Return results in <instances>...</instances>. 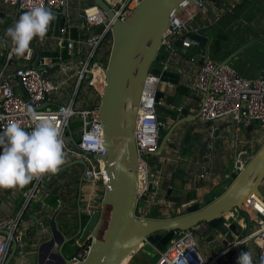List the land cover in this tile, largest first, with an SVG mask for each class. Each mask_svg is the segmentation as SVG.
Segmentation results:
<instances>
[{
	"label": "built area",
	"instance_id": "built-area-1",
	"mask_svg": "<svg viewBox=\"0 0 264 264\" xmlns=\"http://www.w3.org/2000/svg\"><path fill=\"white\" fill-rule=\"evenodd\" d=\"M139 1L118 0L110 3L115 12L114 17L125 21ZM64 3L65 0H0V15L4 13V19L11 20L6 28L0 22V116L5 117L0 120V130L11 122L20 123L30 131L33 122L25 114L29 106L53 119L63 133L65 160L68 162L83 158L85 161L82 192L85 187L91 202V197L99 185L105 186L108 182L103 159L106 154L105 132L99 105L81 107L79 102L83 86L92 87L101 95L103 92L101 89H104L106 85V65L95 60L94 57L107 35L111 34L113 20L109 19L107 12L97 4L84 7L82 29L85 30V34H79L77 38H73L68 35L66 26L59 29L60 33L56 36L57 54L45 53L55 51L46 35L43 41L35 38L31 42L30 53L22 57L17 56L12 52L11 39L5 36L7 29L15 23L22 12L29 10L30 7L42 4L51 9H61ZM207 3V0H192L181 5L163 37L162 53H164L163 48L173 51L176 40L182 39L199 28L189 30L188 22L195 19L201 10L206 9ZM97 27L100 29L96 30ZM182 46L188 48L191 43L183 40ZM158 62V60L155 61L154 65ZM56 64L60 65V69L46 76L44 74L46 67ZM101 76L105 78L103 86L100 83ZM161 84L163 83L160 77L148 73L140 97L135 133L139 156L136 209L138 217H146L142 211L145 207H157L162 214L166 211L164 202L160 198L161 193L158 191L162 183L161 169L157 167L156 172L153 173L156 163L153 153L159 149L162 130L169 119V115L163 114L159 109V106L165 102L156 100L157 91L162 89ZM194 86L201 93V98L197 107L189 106V112L198 113L199 120L215 123L228 122L232 116L236 129L247 130L249 125H253L252 131L258 132L259 139L264 140V67L257 76L249 77L243 75L230 62L205 57L203 64L199 67ZM168 109H175L178 112L181 110V108H174L173 105H168ZM73 120H78L80 123V131L74 146L71 145L67 135ZM255 123L259 125V130H255ZM173 138L174 135L171 139ZM252 156L246 160L241 159L240 156L237 157L233 172L239 174ZM161 160L163 161L164 158ZM156 164L158 166V163ZM50 180L49 175H44L41 179L30 183L29 188L22 195L23 210L31 201L44 200L53 196ZM262 194L263 196L252 192L243 202L244 210L249 214L252 223L256 225V230L251 235L243 238L234 235L223 249L206 256L193 232L197 226L188 230H177L175 237L164 249H156L159 257L154 264H237V252L242 242L246 243V248L250 243L258 247L257 261L253 264H260V258L264 257V192ZM143 196H147L146 200L151 199L149 206L139 203L144 200ZM56 200L58 205L63 203L61 197ZM23 220V211L10 219L0 218V229L9 231L8 234L0 232V264H5L11 251L12 235H15L19 241L16 257L24 261L27 244L23 240L24 233L19 231ZM234 221L239 222L243 230L247 228V223L237 208L225 215L224 224L229 228ZM218 236L222 243L226 239V231ZM77 246L75 253L70 257L73 264L84 262L90 253L89 248L79 243ZM53 252L54 249L47 251L49 262L56 260L52 259ZM135 254L136 249L129 257Z\"/></svg>",
	"mask_w": 264,
	"mask_h": 264
},
{
	"label": "water",
	"instance_id": "water-1",
	"mask_svg": "<svg viewBox=\"0 0 264 264\" xmlns=\"http://www.w3.org/2000/svg\"><path fill=\"white\" fill-rule=\"evenodd\" d=\"M186 1L192 0H140L134 7L131 15L122 21L115 18V12L106 0H94L107 12L108 18L113 20L111 34L112 45L106 65V85L101 94L99 109L100 117L104 125L106 154L103 156L108 182L105 185L104 197L101 206L92 210L87 220L83 217V207L80 205L82 187H80L78 208L79 222L73 235L68 236L57 224L59 211L52 217L49 229H42L39 235L46 237L38 247L49 246L47 250H53L57 242L58 248L54 250L52 259L45 263L44 257L38 256L36 264H73L64 248L68 243H79L90 249V253L84 262L78 264H122L136 247L143 241L149 242L158 250L164 249L175 237L177 230H188L206 223L215 232L211 238L221 235L226 231V239L222 241L226 245L234 235L240 238L251 235L252 221L249 214L243 208V202L252 192L262 195L261 185L264 183V142L254 153L245 168L239 173L233 174L230 186L217 198L201 206L198 203L187 207V212L171 218L138 217L136 208L138 204L139 167L138 151L135 139L136 122L139 111L141 92L148 73L160 77L164 88L156 93V100L165 101L166 105L181 108L175 109L160 105L159 109L170 112L167 124L163 127L164 134L160 140V146L153 153L154 156L162 155L169 146L171 137L177 129L185 128L179 141V157L181 163H186L183 157L186 151L193 146V141L186 142L187 136L195 123L198 122V113L189 112V87L184 84L185 74L180 67L168 62L166 53H162L163 37L172 23L175 13ZM238 5L231 12L222 17H217L216 22L236 13ZM208 8L214 14L211 5ZM58 17L57 26L62 29L68 21V2L65 0L61 9H52ZM214 23L198 28L195 32L188 33L175 45L182 47L183 40H188L192 46L201 49L208 57L210 47L216 37L213 31ZM264 44V33L253 38L245 45L237 49L227 60L232 58L248 46L255 43ZM205 57L200 62L203 64ZM159 61L156 65L155 61ZM35 65V63H33ZM60 69V65L46 67L44 74L49 76ZM173 112H176L174 116ZM171 119V120H170ZM218 122L213 127V136L220 138L222 129L231 127L236 130V124L231 116L230 121ZM249 125L247 130H253ZM68 139L74 144L77 142L71 128ZM85 167L83 158L70 160L60 166L65 169L73 165ZM157 165H154L153 173ZM153 179V178H152ZM82 178L80 185L82 186ZM151 189V188H150ZM161 188L158 190L161 192ZM142 199L146 200L147 196ZM235 208L241 211V217L247 223V228L242 229L239 222L234 221L227 228L224 224L225 215ZM39 226L40 218L35 216ZM0 232L8 234L7 229ZM59 233L61 238H56ZM71 244V245H72ZM19 246L18 238L12 235L11 251L5 261L10 264L16 257ZM246 248L242 242L237 252V258ZM47 257V255H46Z\"/></svg>",
	"mask_w": 264,
	"mask_h": 264
},
{
	"label": "crops",
	"instance_id": "crops-1",
	"mask_svg": "<svg viewBox=\"0 0 264 264\" xmlns=\"http://www.w3.org/2000/svg\"><path fill=\"white\" fill-rule=\"evenodd\" d=\"M67 2L69 19L65 26L68 35L77 38L79 34H85V30L82 29L84 22L82 18L83 8L95 3L94 0H67ZM80 2L82 5L79 4ZM207 2L211 5L216 15H213L207 7L201 10L195 19L188 22V29L194 30V28H200L215 22L216 25L213 27V31L216 37L210 47L209 58L224 62L237 49L264 33V0H207ZM242 2H244L243 5L239 7L236 13L216 22L217 17L226 15L235 7L241 5ZM57 21L58 17L52 22L50 32L47 33V37L50 39L52 48L55 51L58 48L56 36L59 34ZM98 29L100 28L97 27L96 30ZM74 31L77 33L76 36L73 35ZM111 45L112 34H108L99 47L100 55H98V60L104 65V60L109 57ZM163 51L166 53L168 62L171 65L180 67V70L186 73L184 75L186 78L184 79V84L189 87V98L187 100L190 102L189 106L197 107L201 93L195 88L194 83L201 65L200 60L206 53L192 45L188 48L175 45L173 51L167 48H163ZM230 63L236 66L243 75L249 77L257 76L264 67V44L259 42L248 46L237 53ZM161 88H164V84H161ZM81 92L79 102L81 107H90L97 102L100 104L99 98L101 95L94 88L83 86ZM163 106L168 107L166 104ZM220 123H224V121ZM217 124L201 120L195 123L189 133L190 141H193L194 144L186 151L183 157L188 162L181 163L180 168L178 167L181 158L179 157V143L177 140L179 134L177 131L173 138L177 140V144L173 145V140H170L169 146L160 155L164 160L157 158L158 156L154 157L155 162L158 163L157 167L161 169L162 190L160 198L164 202L166 211L162 214L157 207H145L142 211L146 214V217L171 218L186 213L187 207L191 204L198 203L201 206H205L221 195L232 183L235 159L239 156L244 160L249 159V154H254L264 142V140L259 139V134L256 131L249 132L242 128V130L240 128L233 130L231 127L222 129L220 138H215L213 136V127ZM184 130V127L179 130L181 133L180 137H182ZM70 142L74 146V143ZM156 163L155 165H157ZM83 170L84 167L78 169L76 165H73L60 169L55 175L48 174L51 177L50 187L52 188L53 196L44 200L31 201L24 210L22 195L29 188L30 183L23 188H0V218L10 219L23 211V218L26 222V229L23 233L28 235L31 243L38 246L46 238L39 235V231L49 229L52 217L56 216V212L59 211L56 216L58 226L68 236L73 235L79 222L78 196L80 187H82L80 180ZM202 174H205V176H202ZM85 189L84 187L80 199L81 206L82 200L85 201H83L82 206L84 218L89 216L90 211L101 206L105 186L99 185L94 191V197H91V202L88 194L84 196ZM59 197L63 199L61 205L57 204L56 198ZM35 216L40 218L39 226ZM255 230L256 225L252 223V232ZM193 232L206 256L223 249L224 245L221 243L220 236L210 239L215 231L206 224H199L193 229ZM77 247L76 242L71 245L70 257L75 253ZM57 248L58 244L56 242L54 250H57ZM38 251L40 256L44 257L45 263H48L49 260L46 257L48 250L45 251L43 246L40 249L38 247ZM245 251L252 253L253 262L257 261L258 247L254 243H250ZM14 260V264H21V262L22 264H36L35 259L31 257L28 262H26V258L21 261L20 258L15 257Z\"/></svg>",
	"mask_w": 264,
	"mask_h": 264
},
{
	"label": "clouds",
	"instance_id": "clouds-1",
	"mask_svg": "<svg viewBox=\"0 0 264 264\" xmlns=\"http://www.w3.org/2000/svg\"><path fill=\"white\" fill-rule=\"evenodd\" d=\"M56 19L57 14L42 4L22 12L5 33L11 39L12 52L21 57L30 53L31 42L35 38L43 41ZM25 114L33 122L30 131L11 122L0 130V188H23L44 175L57 174L65 162L63 133L55 121L31 106ZM237 264H253L252 253L242 251ZM260 264H264V257L260 258Z\"/></svg>",
	"mask_w": 264,
	"mask_h": 264
},
{
	"label": "rangeland",
	"instance_id": "rangeland-1",
	"mask_svg": "<svg viewBox=\"0 0 264 264\" xmlns=\"http://www.w3.org/2000/svg\"><path fill=\"white\" fill-rule=\"evenodd\" d=\"M107 1L111 2V0H107ZM79 4L82 5L81 2ZM0 22L4 26V28H6L11 23V20H8V19L5 20L4 19V13H3V14L0 15ZM98 55H100V49L98 50L97 55L94 57L95 60H98L99 59L98 58ZM180 129H177L176 130L178 132V134H179V137L177 138L178 143H179V141L181 139V137H180L181 133L179 132ZM259 129H260L259 125L257 123H255V130H259ZM240 130H242V129L240 128ZM162 133H163V131H162ZM177 140L176 139H173V141H172L173 145H176L177 144ZM249 155L252 156L254 154H249ZM66 162L67 161L65 160L64 163H66ZM82 167H83L82 165H79V164L76 165V168H78V169H81ZM260 189H261L262 192H264V183L261 185ZM87 191L88 190H85L84 196L87 194ZM83 201L84 200H82V206H83V203L85 202V201L84 202ZM139 203L140 204H147V206H149L151 204V199L143 200V201H140ZM74 206L76 207V205H74ZM25 220H26V218H25ZM25 226H26V222L23 220L21 222V224H20L19 231L24 232V230L26 229ZM23 240L27 243V247H26V257H25L26 260H27L26 262L29 261V258L30 257L32 259H35V261H36L37 260V256H38V246L35 245V244H33V243H31V240L29 239V237H28L27 234L23 235ZM201 241H203V240L201 239ZM71 244L72 243H68L65 246V248H64V252H65L66 255H69L70 252H71ZM154 247H153V245H151L147 241L141 242L136 247V254L133 255L132 257H128L124 261L123 264H154L156 262V260L158 259V257H159V253L156 250L157 248H154ZM14 261L15 260H13L11 262V264H14L15 263ZM28 264H30V263H28Z\"/></svg>",
	"mask_w": 264,
	"mask_h": 264
},
{
	"label": "trees",
	"instance_id": "trees-1",
	"mask_svg": "<svg viewBox=\"0 0 264 264\" xmlns=\"http://www.w3.org/2000/svg\"><path fill=\"white\" fill-rule=\"evenodd\" d=\"M49 32H50V28H49L48 33H49ZM59 33H60V32H59ZM73 35H74V36L77 35L76 31L73 32ZM45 53L57 54L56 51H53V52H45ZM109 54H110V52H109ZM65 55H66V52H65ZM107 62H108V58H107L106 60H104L105 65H107ZM99 97H100V96H99ZM99 99H101V97H100ZM98 105H99V103L97 102V103L94 104L93 106H98ZM161 111H162L163 113H165V115H167V116L170 115V112H168V111H166V110H161ZM173 114H174V116H176V112H173ZM70 126H71V129H72V131H73L74 136H75L76 139H77L78 133H79V131H80V123H79V121H78V120H73L72 123L70 124ZM162 134H164V131H163ZM189 141H190V136H189V134H188L186 142H189ZM88 217H89V216H85L84 219L87 220Z\"/></svg>",
	"mask_w": 264,
	"mask_h": 264
},
{
	"label": "bare ground",
	"instance_id": "bare-ground-1",
	"mask_svg": "<svg viewBox=\"0 0 264 264\" xmlns=\"http://www.w3.org/2000/svg\"><path fill=\"white\" fill-rule=\"evenodd\" d=\"M116 1H118V0H111V2L110 3H114V2H116ZM121 1V0H120ZM134 4V3H133ZM100 83H102V86L103 85H105V78H104V76H101V82ZM102 91H103V89H101ZM137 209V208H136ZM130 256V255H129ZM123 263H124V261H123ZM122 263V264H123Z\"/></svg>",
	"mask_w": 264,
	"mask_h": 264
},
{
	"label": "flooded vegetation",
	"instance_id": "flooded-vegetation-1",
	"mask_svg": "<svg viewBox=\"0 0 264 264\" xmlns=\"http://www.w3.org/2000/svg\"><path fill=\"white\" fill-rule=\"evenodd\" d=\"M56 238H61V236H60L59 233L56 234ZM47 249H49V246L48 245H45L44 246V250L47 251Z\"/></svg>",
	"mask_w": 264,
	"mask_h": 264
}]
</instances>
